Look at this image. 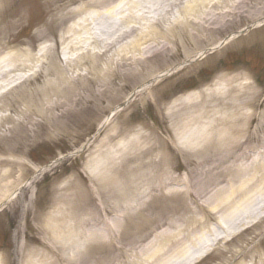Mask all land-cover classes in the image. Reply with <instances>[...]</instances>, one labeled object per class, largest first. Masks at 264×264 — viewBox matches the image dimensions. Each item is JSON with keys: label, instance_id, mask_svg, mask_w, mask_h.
Returning <instances> with one entry per match:
<instances>
[{"label": "rangeland", "instance_id": "374dc122", "mask_svg": "<svg viewBox=\"0 0 264 264\" xmlns=\"http://www.w3.org/2000/svg\"><path fill=\"white\" fill-rule=\"evenodd\" d=\"M87 1L0 0V264L49 252L48 224L74 240L92 236L81 243L83 264L93 254L97 264H132L134 254L157 249L156 264H184L208 247L194 264H264V174L213 209L264 172V9L255 25L235 17L202 37L176 27L175 43L143 53L129 43H53ZM130 56L135 68L123 74ZM237 91L247 115L238 148L250 149L220 166L241 165L243 182L214 175L220 166L208 170L211 160L174 145L223 114L215 94L228 100ZM48 101L58 104L42 118L35 108ZM181 102L183 115L210 106L198 123L174 130L167 112ZM149 157L162 160L152 181L112 207L121 180Z\"/></svg>", "mask_w": 264, "mask_h": 264}, {"label": "bare ground", "instance_id": "6f19581e", "mask_svg": "<svg viewBox=\"0 0 264 264\" xmlns=\"http://www.w3.org/2000/svg\"><path fill=\"white\" fill-rule=\"evenodd\" d=\"M259 4V0H89L84 3V7L80 6L75 9L76 16H74L72 22L59 33L58 38L51 40L53 43L57 41L63 43H129L130 48L143 53L157 47V45L164 46L159 43H175V37L178 38L181 35L175 33L176 27L181 28L182 33L195 37L200 36L199 34L203 30L228 27L236 22L235 17L244 16L252 22L251 25H255L259 19L260 10L264 9V3H261L258 7ZM86 7L90 9H85ZM175 34L176 36H174ZM140 43H156V45L140 46ZM134 59L135 57L130 56L127 63L121 62L119 66L123 70L120 72L126 74L133 71L136 61ZM47 92V90H43L41 95L47 97ZM241 94L240 91H237L228 100L220 99L221 96H225L224 92L215 94L219 97L214 102L216 111L222 109L223 114L209 119L199 135H187L176 140L174 143L176 149L180 153L194 154L200 158L211 160L212 163L207 168L208 170L219 167L220 163L231 156H234V159H241L244 155L246 156L250 148H243V150L238 148L247 137L244 124L239 123V120L247 118L245 113L238 111L244 105L243 98L240 97ZM57 104V102L49 104L48 101L47 105L36 107L35 111L44 118L47 117L46 111L51 112L54 105L57 106ZM181 104L187 106L186 102L173 103L171 111L167 112L169 117H174V130L175 128L179 129L186 125L198 123L205 116L210 106L209 104L201 105L200 108L183 115L178 107ZM27 107V110H29L30 106L27 105ZM111 115L112 112L104 118L103 124L109 120ZM197 143L200 145V147H197L198 149L196 148ZM148 148L152 149L153 147L150 145ZM145 152H148V150ZM161 163V158L154 160L151 157L146 161H139L133 167L136 174L125 177L124 181L121 180L119 190L115 189L113 192L115 200L112 202V207L117 208L121 205L122 199L127 198L132 193V188H140V182L148 185L153 179L150 172L158 169ZM240 167L241 165L235 164L220 166V170L214 175L218 174L219 177L230 175L231 180H239L240 177L237 179V176L241 173L239 171L241 170ZM259 167L264 171V164ZM46 168L39 169L38 174ZM263 174L264 172L260 174V177L254 176L247 179L244 182L245 184H242L236 190H232L229 195L215 203L213 209L221 205L226 206L233 199L232 197L244 190L243 186L251 183V179L253 182L258 183L263 178ZM91 176L96 178L93 173ZM2 177L3 175L0 178ZM219 177H216L215 181ZM242 180L243 178H240L241 182H243ZM114 182H117V180H114ZM29 183L28 181L26 185ZM19 190L21 189L9 195L5 201L13 199ZM126 204L128 203L126 202ZM79 223H84V221ZM52 228L51 224L45 226L54 249L51 247L50 253L41 252L37 260L29 256L26 264H70L73 260H79V264H83L86 253L82 250L81 243L90 241L89 239H92V236H88L84 241L81 239L74 240L59 233L60 230ZM75 246L77 247L75 248ZM210 249L212 248L208 247L199 256L191 258L184 264H194ZM69 250L70 252H68ZM134 256L131 259L132 264H156L157 259L162 257V251L157 249L150 253H143L141 256H138V254H134ZM97 260L98 257L93 254L90 264H97Z\"/></svg>", "mask_w": 264, "mask_h": 264}]
</instances>
